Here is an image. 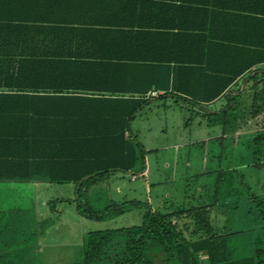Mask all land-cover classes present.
Instances as JSON below:
<instances>
[{"label":"trees","instance_id":"trees-1","mask_svg":"<svg viewBox=\"0 0 264 264\" xmlns=\"http://www.w3.org/2000/svg\"><path fill=\"white\" fill-rule=\"evenodd\" d=\"M239 82L260 119L264 0H0V182L80 184L78 212L101 220L80 193L143 162L131 129L142 107L199 111L227 97L236 110ZM208 208L149 209L138 227L92 232L82 264H264L259 236L249 256L230 257L233 234L215 233Z\"/></svg>","mask_w":264,"mask_h":264},{"label":"rangeland","instance_id":"rangeland-1","mask_svg":"<svg viewBox=\"0 0 264 264\" xmlns=\"http://www.w3.org/2000/svg\"><path fill=\"white\" fill-rule=\"evenodd\" d=\"M249 86H244L243 90L241 86L240 93L235 94L234 101L236 104L247 105L249 101L252 102L253 95L249 90ZM232 92L237 93L236 88H233ZM215 107L217 109V105ZM236 110H238L236 113L237 122H232L230 126L234 130L245 126L244 122H240L242 113L240 114L239 110L241 108L237 107ZM141 113L133 120L131 129L145 151L149 149L156 150L151 153L150 157L148 156L147 164L150 167V176L146 180L138 177L137 181L131 182V177L121 179L120 175H113L114 173H112L113 176L110 174L92 181V185L88 187L90 189L87 201L94 213L99 215L104 213V217L99 221H86L90 231H112L108 229L129 228L131 223H143L140 215L146 214L150 208L152 211L154 210L153 212L169 214L174 211L197 207L198 200L203 198L201 201L206 203H211L214 200L217 202V214L220 215L218 218L221 219L222 226H217V228L213 226L214 230H217L218 233L221 231L233 233L234 235L230 236V239L239 247L237 253L244 252V256H249L256 237L259 236L264 240V146L256 145V156L255 154L238 155L244 147H240V151L237 148L235 151V148H233L235 155H231V147H227V151L221 159V163L226 167L224 168V175L219 182L216 179V173L211 175V181L206 190L207 196H205L198 193L202 178L200 176L201 170L206 166V163L208 165L211 162V166H216V163H219L220 155L218 154L217 158L212 161L211 157L208 158L209 156L206 155V150L202 151L198 145L191 146L189 143L198 142V139L205 135L207 121L211 117L198 110L194 112L189 105L187 107L181 102L174 103L170 101L166 103L152 101L149 109H143ZM217 119L214 117L213 120ZM261 119L264 121V115H260V119H256L259 123L257 138H260L261 135L264 138ZM217 121L221 122L220 119ZM227 121L229 124V120ZM261 122L262 124H260ZM212 124L213 122L209 124L208 129L210 135H213L215 131H221L220 126L215 128ZM226 133L228 132L226 131ZM252 152H254V148H252ZM242 159H246L247 163ZM233 163H237L241 167L231 172L230 169H227V166ZM245 163L249 166L243 167ZM139 170L140 172L143 171L142 168ZM154 171L157 173L156 177L158 178L151 181L150 178L151 175H154ZM231 175L233 182L230 179ZM227 178L232 183L229 188L232 196L229 195L228 200L225 199L224 195ZM150 181L153 184L161 181L162 184L151 188L146 187L147 182ZM185 183L187 184L186 187L184 186ZM11 187L12 185L9 183H0V230H32L31 234H21L18 231L15 233L18 243H29L37 239L40 232L50 224L51 219L35 216L30 211L31 194L27 187L21 184L16 185L13 189ZM66 190V185L53 184L47 190L49 198L47 201L50 200L51 204H47V208L52 209L55 206L59 212H66L69 209L74 210L73 203L69 204L64 200H60L68 199V196L64 193ZM240 194L243 197H240ZM15 197L19 198L13 201L12 199ZM214 197L217 198L214 199ZM125 198L129 202H139L135 213L129 212L127 209L128 212L123 215L118 216L113 212L110 215V211L115 206H119V202H123ZM83 201L85 202V200ZM112 202L117 203L111 204ZM212 215L214 214L210 213L209 215L210 222L214 221ZM57 220L60 221L59 218ZM174 220L181 224L188 221L185 216L182 219L178 220L177 218V220ZM67 227L65 230H71V227ZM241 231L244 232L236 233ZM58 258V261H49V263L82 264L83 261L80 253H75V256H72L71 250L68 254L61 255ZM43 263L44 261L39 262V264Z\"/></svg>","mask_w":264,"mask_h":264},{"label":"crops","instance_id":"crops-1","mask_svg":"<svg viewBox=\"0 0 264 264\" xmlns=\"http://www.w3.org/2000/svg\"><path fill=\"white\" fill-rule=\"evenodd\" d=\"M258 68L260 69L262 67H258ZM258 68H256V69H258ZM239 83H241V86H243V84H244V82H239ZM238 86H239L238 84L235 86H232V88L230 89L231 91L229 93V96H235V94L240 93L241 86H240L239 91L237 90L239 88ZM233 88H236L237 93L232 92ZM152 101L153 100L149 101L146 106L142 107L140 113L137 116L142 114L141 112L143 109H149V106L151 105ZM169 101L176 103L175 101H172V100H167L166 102H169ZM228 102H229V100L227 97H221L217 101H215L209 105L203 106V108L201 110H199L203 114H205L206 116L211 117V118L208 119V121H207L208 124L206 127L207 131L205 132V135L201 136L198 139V142L196 141L193 143H191V142L189 143V145H191V146L192 145L193 146L198 145L202 151L206 150V155L209 156L208 158L211 157L212 161H213V159L217 158L218 154L220 155L219 163H216V166H211L212 165L211 162L208 165L206 163V166H204V168L201 170L200 176L202 178L200 181V189L198 188V193L203 194L205 196H207L206 190H207V186L210 184L211 175L216 173L217 174L216 179L218 182L221 181V178L224 175L223 174L224 170H225L224 168H226V167L224 164L221 163V159L223 158V155L227 151V147H231V150H232L231 155H235L233 148H235V151H236V148H237V150H239L240 147H244V149L241 152H239L238 155H246L247 156V155L255 154V156H256V152H257L256 145L257 146H264V141H263V143L257 142V132H258L257 126L259 123L257 122L256 119H253L250 115L251 102L249 101L247 105H243V104L237 105L238 107L241 108V110H239L240 114L242 113L240 116V122L245 123L244 128H238L237 130H234L230 126H231L232 122H235V123L237 122L236 121V113L238 110H231L230 111V108L232 107V105L231 104L227 105ZM181 103H183L187 107L189 105L188 103H184L182 101H181ZM216 105H217V109H215ZM189 107H190V105H189ZM235 108H237V107H235ZM193 111L195 112V110H193ZM228 114H230V116H228ZM197 115H198V113H197ZM214 117H215V119L219 118L221 120V122L217 121L219 119L213 120ZM227 120H229V124H228ZM211 122H213L212 125L215 126V128H217V126L218 127L220 126L221 131H219V130L215 131V132H213V135H210V133H208V129H209V124ZM131 125H132V123H131ZM213 126H212V129H213ZM226 131L228 133H226ZM263 140H264V138H263ZM252 148H254V152H252ZM154 151H156V150H150V149L146 150L145 151L146 152L145 159L143 160V162L138 161L136 167L132 171H130L128 173L116 171V172H114L113 175H115V174L120 175L121 179H123V178L126 179L128 177H131V179H130L131 182L137 181L138 177H141L142 179H145V180L148 179V176H150L149 175L150 174V172H149L150 167L147 164L148 163V156L150 157L152 155L151 153H153ZM203 154H204V152H203ZM242 160L245 161L246 159H242ZM247 160H249V159H247ZM245 162L247 163V161H245ZM246 163H245V165H243V167L247 166ZM239 167H241V166H239L237 163H233V164H230L229 166H227V169L228 170L230 169L229 171L233 172V171H235L236 168H239ZM140 168H142V170H143L142 172H140V170H139ZM136 171L138 172L137 174H136ZM156 174L157 173L154 171V175L153 176L151 175V178H150L151 181H152V179L158 178V177H156ZM230 179L232 180L231 182H233L232 175L230 176ZM151 181L147 182L146 187L151 188V187H154L155 185L159 186V184H162L161 181H160V183H156V184L151 183ZM231 182H229V178H227L226 187H225V194H224L225 199H227V200L230 197L229 195L232 196V194H230V192H229V191H231L229 189L230 186L232 185ZM0 183H9L10 185H12V187H11L12 189L15 188L16 185H20V184L23 185L24 187H27L29 189L30 194H31V198H30L31 200L29 201L30 205H31L30 211H32V213L35 216H40V217H43L44 219H51L50 224L47 225L45 230L40 232L38 237L36 234L37 239H35L34 241H31L29 243H26V242L23 244L18 243L17 238L15 237V233H16V231H18L21 234H24V233L31 234L32 230H0V264H39V262H41V261H44L43 264H50L49 261H58L59 256L68 254L70 250L72 252V256H75V253H80V255H82V257H83L84 247H85V242H86L87 236L92 232H102V231H90V229L87 227L86 221H91V220H95V219H90L88 217H85L84 215L80 214V212H78V210L76 208V201L78 200V198H77L78 197V190H77V186L73 183L56 184V185H66L67 186V190L64 193L68 196V199H60V200H64L65 202H67L69 204H71V203L74 204V206H73L74 210L69 209L66 212H61V211L59 212V210H57V208H55V206H53L52 209L50 207L47 208V204H50V200L47 201V199H49L47 196V190H49V188H51L53 185L49 181L39 180V179L34 180L33 179V180L27 181V182L2 181ZM184 186L186 187L187 184L185 183ZM216 188H217V186H216ZM89 189L90 188L84 189V191H82L80 193L81 195H83V198H84L85 202L87 203L88 207H90V204L87 201ZM240 197H243L242 194H240ZM17 198H19V197H15L12 200L16 201ZM215 198H217V197H214V199ZM202 199L203 198H200L198 200V202L195 201V202H197V207H191V208H199V207H204V206L209 205L210 209L209 208L208 209H209L210 213L214 214V215H212V220H214V221L210 222L211 226L212 227L214 226L216 228H217V226H222V224L220 223L221 219L218 218V217H220V215L217 214V211H218L217 206H216L217 202L214 200V201H211V203H206L204 201H201ZM131 201H133V200H131ZM127 202H129V201L127 200V198H125L123 200V202H121V201L119 202V205H121L122 203H127ZM133 202L139 203L137 201H133ZM116 203L117 202H112L111 204H116ZM138 205L129 206V207H127V209L129 212L135 213V209H136V207H138ZM212 206H213V208H212ZM127 209L125 212H128ZM109 214L112 215V212ZM144 215H140L141 220H144ZM118 216H120V215H118ZM57 218H59L60 221H58ZM95 221H99V220H95ZM141 224L142 223H140V224H132L131 223L129 228L138 227ZM67 226L71 227V230H68V229L65 230V228ZM214 227H213V230H214ZM121 229H128V228L127 227H121ZM108 230H120V229H108ZM216 231L217 230H215V233L217 235L230 234L228 232H222L221 231L218 233ZM243 232L244 231L236 232V233L240 234ZM228 242H229L228 243V253L230 254V257H232L233 259L243 258L244 252L237 253V249H239V247L236 245V243L230 238H229ZM56 254H58V255H56ZM54 257H57V258H54ZM200 262H201V264H207L208 263V258L205 254L201 255Z\"/></svg>","mask_w":264,"mask_h":264},{"label":"built area","instance_id":"built-area-1","mask_svg":"<svg viewBox=\"0 0 264 264\" xmlns=\"http://www.w3.org/2000/svg\"><path fill=\"white\" fill-rule=\"evenodd\" d=\"M159 95H161V94L158 93V92H151V93L149 94V96H150L151 98H157Z\"/></svg>","mask_w":264,"mask_h":264},{"label":"water","instance_id":"water-1","mask_svg":"<svg viewBox=\"0 0 264 264\" xmlns=\"http://www.w3.org/2000/svg\"><path fill=\"white\" fill-rule=\"evenodd\" d=\"M245 84H246V82H244V84H243V86H242V90L244 89ZM88 179H89V178H85L84 181H86V180H88ZM79 185H80V184H78V187H79ZM78 187H77V190L79 189ZM77 198H78V197H77Z\"/></svg>","mask_w":264,"mask_h":264}]
</instances>
